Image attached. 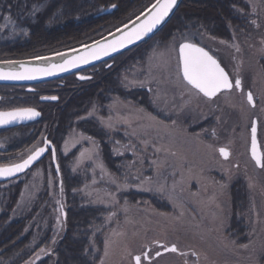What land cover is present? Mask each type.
Returning <instances> with one entry per match:
<instances>
[{
	"label": "rangeland",
	"instance_id": "obj_1",
	"mask_svg": "<svg viewBox=\"0 0 264 264\" xmlns=\"http://www.w3.org/2000/svg\"><path fill=\"white\" fill-rule=\"evenodd\" d=\"M2 1L0 0V4ZM6 1V6L0 5V17H3L0 20L10 24L7 31H17L19 34L20 24L25 22L26 16L18 18V15L20 11L23 12L26 4H30L29 0H17V3H12L13 0ZM240 1L242 0H232L236 4ZM250 1L246 0L247 3ZM249 5L252 11L256 9L258 18L260 14L264 22V0H252ZM76 7L79 11L73 16L85 18L94 12L95 5L93 0H83ZM96 10L99 12L98 8ZM9 13L16 15L12 22L5 18ZM67 18L74 17L61 15L55 28H59ZM177 20L180 22L179 16ZM256 25L254 30L259 33L261 30ZM194 26H199V23H182L177 48L187 41L199 42L202 37L189 33ZM202 32H205L204 29ZM7 34L10 41L12 36ZM249 35L244 34L243 42L239 38L238 41L236 38L220 40L210 35L205 38L232 80L237 76L241 79L243 93L233 90L220 94L214 104L200 94L196 95L194 90L190 94L184 83L177 79V49L175 46L173 50L172 46L179 36L165 39L161 37L162 39H155L147 45L144 49L147 53L140 59L141 63H150V68L146 64L142 65L143 69L136 67V70L131 71V79L138 80L140 84L144 81L142 85L115 86L114 83L113 90L109 89L110 86L89 90L61 120L56 145L61 147L69 136L76 143L73 148H65V152L69 148L71 150L66 156L63 154L68 165L62 163V168L71 165L74 171H105L109 163L104 164L100 155L102 152L97 147L91 149L93 141L88 132L96 129L97 124L104 122L106 118L114 117L113 112L119 111V120L123 118L130 125H114L108 131L122 139L129 137V143L133 146L123 151L124 159L119 162L110 160V163L113 166L119 163L124 174H130L129 168L128 172L125 170L126 166L146 168L142 179L149 180V183L143 181V184L150 185L148 187L152 190L163 185L164 191L161 193L167 196L166 199L158 198L159 191L152 193V198L144 197L142 192L131 193L134 202L119 217L118 230L109 236L106 244L107 255L104 249L99 257L101 264H134L132 256L145 250V245H149L154 251H162L154 241L166 243L169 247L175 243L179 251L154 258L153 264H185V260L187 264H264V169L260 170L248 161L250 129L254 119L259 123V141L264 152V44L258 42V49H252ZM258 36L256 33V37ZM4 40H0L2 49L8 45ZM19 41L18 35L13 43L21 44ZM21 41L25 42L26 38ZM140 72H146L147 75ZM128 82L130 80L125 83ZM133 88L137 91L132 93ZM148 89L149 93L146 92ZM247 91L254 96L255 108L247 102ZM27 99L32 101L31 98ZM37 107L43 109L39 103ZM90 109L99 113L95 116L94 113H89ZM191 115L193 119L186 120L185 117ZM80 133L87 139L78 137ZM3 139L5 140L0 137V143ZM43 143L41 141L37 148L43 147ZM208 145L212 147L209 148ZM225 146L231 153L227 159L218 152L220 147ZM146 157L149 163L144 162L142 166L141 162ZM60 176L58 186L63 190L66 182H63L62 174ZM238 180L240 183L236 184L235 190L233 186ZM221 184L226 187L221 189ZM127 191L118 194V201L129 204L126 202L127 194L132 188ZM241 191H246L245 205L241 202ZM63 205L61 203L62 209ZM64 210L60 213L64 224L59 230L62 234L68 223L65 207ZM244 245L248 247L245 248ZM180 252L187 255L181 256ZM52 254L50 251V257H53ZM144 264L148 262L144 261Z\"/></svg>",
	"mask_w": 264,
	"mask_h": 264
},
{
	"label": "trees",
	"instance_id": "obj_2",
	"mask_svg": "<svg viewBox=\"0 0 264 264\" xmlns=\"http://www.w3.org/2000/svg\"><path fill=\"white\" fill-rule=\"evenodd\" d=\"M14 1L17 3V0H13L12 3H15ZM81 1L83 0H29L30 4H26L23 12L20 11L18 15V18L26 16L25 22L22 21L20 24L19 34L17 31H7L10 24L0 20V40L5 39L4 42L8 44L3 46V49L2 46L0 48V61L34 59L88 45L134 20L148 10L156 0H93L94 12L85 18H77L73 14L77 15L79 9L76 5ZM231 1L184 0L174 18L156 38L179 36L173 44L177 48L181 39L179 32L182 23L190 21L199 23V26H194L196 30L192 27L189 33L192 35L196 33L198 37H202L199 42H196L209 50H212V47L205 40L206 36L226 41L239 38L238 40L243 42L245 33L251 35L249 36L252 40V49H258L257 46L264 40L262 17L260 18L259 15L258 18L256 9L252 13L246 11L251 8L249 3L252 0L246 2V6L241 7L243 9L239 6L235 11L228 5ZM6 3L7 1L3 0L0 5L6 6ZM111 7H115V10L106 14ZM9 10L14 12L13 8ZM11 14L9 13L5 18L13 20L16 15ZM61 15L74 18L64 19L65 25L62 24L63 26L56 29L55 23ZM178 16L180 22H177ZM253 21L261 30L259 33L254 30ZM203 29L205 32H202ZM7 33L12 36L10 41ZM18 35L21 44L13 43ZM25 38V42L21 41ZM147 45H142L115 59L114 66L132 58ZM150 66L151 64L147 68ZM97 68H104V65ZM104 74V70L101 69L94 80L83 84L67 79L37 87L40 92L28 94V98L32 99L28 102L31 106L39 103L43 107L42 110L40 109L42 119L36 124L0 132V137L5 138L0 144V149H8L0 151L1 164L20 162L31 154L41 141L48 139L56 146L59 166V172H57L53 157L48 156L24 176L0 184V264H47L48 262L49 264H101L99 257L104 252L109 236L118 230L119 217L121 214L124 215V212L128 211L127 208H130L134 202L131 193L142 192L144 197L152 198V193L158 192L157 187L152 190L148 187L150 185L143 184V181L149 183V180L142 179L146 168L138 165L126 166L125 170L128 172L130 169V174H124L123 167H120L118 163L124 159L123 151L133 146L129 143V137L122 139L108 131L114 125H130L123 118L119 120L121 116L119 111L113 112L116 117L106 118L107 120L97 124L96 129L88 132L90 140L93 141L91 149L97 147L103 154L100 153L104 164L109 163L105 171L104 169L97 172L93 169L85 172L78 169L74 171L71 165L62 168V163L68 165L63 154L66 156L76 143L74 144L73 140L69 139L72 136H69L61 147L56 145V137L62 124L60 122L83 94L87 95V92L95 87H102L97 85ZM59 83H64L65 86H59ZM52 94L58 96V103L43 104L38 101L40 97ZM89 111L95 116L99 113V111L92 112L91 109ZM185 118L193 119V116ZM82 134L80 133L78 137L81 136L86 140L87 138H84ZM67 146L71 148L65 152ZM147 147L150 148V146ZM110 160L118 161V165L113 166ZM144 162L149 163L147 157L142 160V166ZM60 173L63 182H66L63 190L58 186L61 182ZM69 183L74 185L70 186ZM130 187L132 191L127 194L126 201L129 204L122 203V200L119 202L118 194L127 193ZM161 192H158L157 197L166 199L167 196ZM243 193L244 195L240 193V197L245 205L246 191ZM61 203L64 204L62 210L65 211V207L68 220L63 234L59 231L61 225L64 226L60 216ZM64 217L65 214H63V220ZM236 228L238 229L239 225ZM42 249L44 251H41ZM50 251L53 252V257H50ZM52 258L55 259L52 260ZM46 260L48 261L45 263Z\"/></svg>",
	"mask_w": 264,
	"mask_h": 264
},
{
	"label": "snow or ice",
	"instance_id": "obj_3",
	"mask_svg": "<svg viewBox=\"0 0 264 264\" xmlns=\"http://www.w3.org/2000/svg\"><path fill=\"white\" fill-rule=\"evenodd\" d=\"M176 2L177 0H156V3L152 5L147 19L135 26L130 32L121 36L119 39L113 40L110 44L86 53L84 56L65 59L63 64H52L47 67H28L23 62L5 61V64H18V67H10L7 71L0 68V80H25L35 79L38 76L52 75L54 70L58 69L64 71L68 67H76L79 63H88L92 59H97L101 54L107 55L109 52L117 51L119 48H123L127 44L133 43L152 32V30L168 16ZM252 23L255 24V21ZM221 42L224 43V41ZM261 43L264 44V40H262ZM173 50H175V46H173ZM237 50H239L238 47ZM262 52H264V50H262ZM57 55L63 56L61 53H57ZM36 59L43 60L47 58L36 57ZM177 79L181 83L186 82L185 87L188 88L190 94L195 90L196 95L203 94L204 97L209 99L217 96L218 93L240 90L242 87L241 79L238 76L233 82L229 77V73L225 71V68L221 66L217 58L210 54L209 51H206L204 47H200L195 43L179 44L177 52ZM48 99L55 100L57 98L53 96ZM247 102L253 107L255 106L253 94L250 91L247 93ZM39 115L40 113L33 108H18L7 112L0 111V124H8L16 120L33 119ZM208 147L211 148L212 146L208 145ZM44 152L45 148H35L27 159H23L22 162L14 163L10 166H0V177H9L24 171ZM218 152L225 159L229 156L227 146L220 147ZM54 155L55 153L53 152V156ZM81 155L83 156L84 154L81 153ZM251 159L255 162L257 167L264 169V157L258 152L257 127L255 121L251 124ZM101 167L103 166L101 165ZM56 170L59 172V166H57ZM220 187L223 189L226 185L221 184ZM174 188L175 185H173V189ZM157 190L164 191V186L161 185ZM217 207H219V205H217ZM153 243L157 244L158 248L163 251H154L149 245H145V250L140 254L132 256L135 264H144V261H147L148 264H153L154 258H159L164 253H177L179 251L175 243L170 247L168 244H162L159 241H154ZM243 247L247 248L248 245H244ZM41 251L44 250L42 249ZM179 254L181 256L187 255L185 252H180ZM105 255H107V245L105 247ZM129 255H131V253H129ZM193 255H196V253H193ZM185 264H187V260H185Z\"/></svg>",
	"mask_w": 264,
	"mask_h": 264
},
{
	"label": "water",
	"instance_id": "obj_4",
	"mask_svg": "<svg viewBox=\"0 0 264 264\" xmlns=\"http://www.w3.org/2000/svg\"><path fill=\"white\" fill-rule=\"evenodd\" d=\"M156 3V2H155ZM154 3V4H155ZM183 3V0H177L176 4L172 8V10L169 12L168 16L165 17V19L156 26L152 30V32L148 33L147 35L143 36L141 39L134 41L133 43L127 44L123 48H119L117 51L109 52L107 55L101 54L99 58L97 59H92L88 63H79L76 67H68L64 71L60 70H54L52 75H47V76H38L35 79H25V80H0V86H7V87H26L29 88L28 92H32V88L34 86H39L47 83H52L56 81L63 80L65 78L74 76V75H79L80 73L90 70L92 68L98 67L100 65H103L105 63H108L112 60H115L122 55L134 50L135 48H138L142 45H145L148 43L150 40H152L154 37H156L166 26L167 24L172 20L178 9L180 8L181 4ZM152 9V6L143 14L135 18L134 20L130 21L126 25L122 26L120 29L110 33L109 35L93 42L88 45L78 47L69 51L61 52L63 56L61 55H49L45 56L47 59L43 60H37V59H28V60H15L13 62H23L26 66L28 67H40L44 66L47 67L52 64H63L65 59H73L78 56H84L86 53L93 51L94 49H99L103 47L104 45L110 44L113 40L119 39L121 36L125 35L126 33L130 32L135 26L139 25L142 23L145 19H147L148 15L150 14V10ZM114 9L112 8L110 11H113ZM139 18V19H138ZM207 51V50H206ZM5 62V61H4ZM4 62H0V68H3L5 71L9 70L10 67H18V64L16 65H8L5 64ZM111 67V66H110ZM219 94V93H218ZM214 98V97H213ZM45 102L48 103H56L58 102V99L52 100V99H44ZM254 102V98H253ZM255 105V102H254ZM252 106V105H251ZM253 107V106H252ZM255 107V106H254ZM41 117V115L34 117L33 119H24V120H16L8 124H0V127L4 126H13V125H20L22 123H27V122H32L34 120H37ZM256 122V127H257V145H258V152L262 156L261 149H260V144L258 141V125L257 121ZM45 152L31 164L27 169H25L22 172H18L12 176L9 177H0V184L9 182L11 180L17 179L18 177L23 176L27 172H29L32 168H34L37 164H39L49 153V150L52 151V153H55V149L53 145L47 141L45 142ZM53 155V154H52ZM54 161L56 160L55 155L53 156ZM57 168V166L55 165ZM171 253V252H168Z\"/></svg>",
	"mask_w": 264,
	"mask_h": 264
},
{
	"label": "flooded vegetation",
	"instance_id": "obj_5",
	"mask_svg": "<svg viewBox=\"0 0 264 264\" xmlns=\"http://www.w3.org/2000/svg\"><path fill=\"white\" fill-rule=\"evenodd\" d=\"M228 5L230 7H232V9L235 11L239 6H240V8L246 6V0H242L238 4H236V3L231 1V2H229ZM248 13H252V8H250L248 10ZM261 17L262 16L260 15V18ZM156 39L159 40V39H162V38L158 37ZM144 49L142 51H140L138 54L134 55L132 58L128 59L127 61L123 60L120 63V65H118V66H114L115 64H113L112 67H108V65H105L104 68H97L95 71H93L94 69L90 70V73H84V74L82 73L81 74L82 76H84L85 78H88V79H86V81H82V79L79 76H74V77H72L70 79H72L74 83L75 82L82 83V84L83 83H87V82H90V81L94 80V78L97 75V73L100 72L101 69H103L105 74L102 75L103 79L101 80V82L97 86H102V87L110 86L109 87L110 90H113V88H114L113 84L114 83H115V86H133V87L134 86H140V85H142V83L144 81L140 84L138 82V80L131 79L130 76L132 75L131 71L133 69L136 70V67L141 68V67H144L142 65L148 64V62H145V63H141L140 62V59L142 57L144 58L145 54L147 53ZM141 69H143V68H141ZM140 73H144L145 75H147L146 72H140ZM128 80H130V82L125 83ZM185 83H184V86H185ZM58 85L62 86V87L65 86L64 83H59ZM98 88H100V87H95V89H98ZM21 89H23L24 91L21 90ZM15 90H20L21 92L17 93V92H15ZM27 90H28V88L0 87V111L7 112V111H12V110L18 109V108H33V109H36V106L33 107V106H31L29 104L27 97H28V94H36V93L40 92V90L37 87H34V92L33 93H28ZM22 91L25 92V93H22ZM135 91H137V90L133 88L132 93L135 92ZM146 92L149 93L150 90L148 89V90H146ZM194 92H195V90H194ZM117 94H119V93H117ZM53 96L58 98V96H56V95H53ZM53 96H50V97H53ZM229 155H231V153ZM248 156H249V159H248L249 163L252 162L255 165V162L251 159V156H250L249 152H248ZM257 168L260 169V170L262 169V168H259V167H257ZM239 181L240 180H238L233 186V188H235V190H236L237 185L240 183ZM240 187H243V186H240ZM241 192L243 193V191H241Z\"/></svg>",
	"mask_w": 264,
	"mask_h": 264
}]
</instances>
